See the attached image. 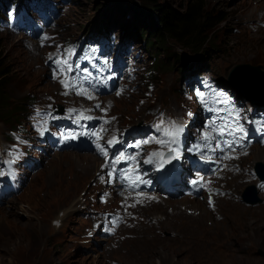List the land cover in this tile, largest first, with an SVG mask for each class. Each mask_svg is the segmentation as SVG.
I'll list each match as a JSON object with an SVG mask.
<instances>
[{"label": "rangeland", "instance_id": "obj_1", "mask_svg": "<svg viewBox=\"0 0 264 264\" xmlns=\"http://www.w3.org/2000/svg\"><path fill=\"white\" fill-rule=\"evenodd\" d=\"M156 1L161 7L172 6L182 10L189 3V0ZM56 2V7L67 14L63 20H66L69 26L64 37L70 36L73 39L83 37L96 23L106 22L109 29L113 30L111 38H117V43L125 46L126 60L139 59L143 65H146L151 59V50L146 44V38L138 33L142 29L149 32L157 29L160 11L149 7L145 0H56ZM201 3L205 4L206 9L224 12L228 18L211 31V38L200 50L201 52L197 55L191 54L188 48L173 42L171 48L181 54L188 66L161 69L157 78H150L152 82L147 83L145 80L137 82L129 95L108 96L107 98L110 99L108 105L112 104V113L118 117L113 124H123L128 129L144 124L147 134L153 139L157 138V134L151 119L152 107L165 106L168 113L182 119L189 135L195 139L196 147H210L219 136L210 126V122L214 121L213 117L202 115L196 125H190V117L187 116L186 109L191 102L184 98L181 82L185 75L190 76L208 70L206 75L210 82L219 85L214 89L220 102H228L231 108L240 112L236 104L230 100L233 97L236 101H240V106L248 109L246 118L227 110L229 114L231 113V117L236 119L235 127L244 129L243 132L236 131V139L233 143V147L239 146L241 149V163L233 171L238 183L234 185L228 183V191L222 194V198L221 194L217 193L216 210L192 198H170L168 201L139 208L136 214L144 219L135 229L128 231V236L119 242L117 248L106 244L108 240L100 241V238H96L88 242L83 237L86 221L82 217V208L88 203L90 193L97 188L95 177L99 170L98 168L95 170L94 177L87 178V170L91 165L89 153L96 154L84 150L88 152V155H84L75 151H81L94 139H98L99 130L92 129L75 134V138H67L57 150L49 146L44 136L47 123L58 125V120L53 115L57 103L60 101L67 105L69 103V98L64 93L59 95V92L62 89V80L73 79L66 71L69 66L67 58H72L71 51L64 45H54L48 40L39 39L45 36L42 32H39L38 38L35 39L34 33L39 31V28L38 25L35 27V24L31 23L28 16L24 17L26 23L24 26L28 27L24 28L23 32L20 31L23 34L12 32L18 28V25L0 22L1 57H5L14 70V76L10 78L11 82L8 86L11 97L21 101L27 98V95L34 96L46 111L40 120L41 129L36 128L32 132V136L38 140L30 143L35 150L32 156L38 161L39 171L27 180L17 195L8 202L0 203V264L4 262L45 264L43 250L49 255L48 264H151L149 257L136 251L145 249L154 240L155 234L178 242L175 245L181 250L189 247L207 256L206 261L198 259L193 264H264V235H262L264 234V181H260L253 172L256 163L261 161L259 158H263L264 161V144H262L264 128L260 127L263 138L257 145L249 144L247 137L251 131L246 129V125L264 123V115L259 114L260 111L264 112V109H258L243 97L238 98L236 93L238 95L239 93L226 86L233 69L239 64L257 65L264 70V0H201ZM40 7L47 6L40 4ZM37 10L36 7L35 11ZM6 14L7 12H4V15ZM9 18L10 15L8 20ZM49 30H51L50 25L45 24L43 31ZM88 36L89 42H96L97 35ZM138 50L140 52L136 56ZM82 55V53L78 54L74 60H70L72 61L70 63L78 64L82 68L86 67V58H81ZM198 55L202 57L199 58ZM58 60L60 63H56ZM117 64L118 62L116 66ZM102 65L107 66V63ZM184 69L187 71L182 73ZM86 73H82L84 79L88 76H85ZM82 84V89L89 92L95 87L93 82H88L86 85L82 82ZM209 87L212 88V85ZM261 102V105H264V100ZM167 122L165 118V123ZM215 125L220 124L215 123ZM11 131L10 124L0 121V170L6 169L13 160L12 148H20V145L10 143ZM205 133L215 139L205 140ZM181 136L186 138L184 134ZM104 140L108 141L106 136ZM161 146L164 150L175 149L174 151L179 155L174 144L169 143V138L162 142ZM57 152L71 153H64L56 159ZM231 152V150L228 152L224 161L231 158ZM98 162L100 164L99 159ZM242 177L255 180L242 183ZM221 185L217 183V186ZM207 186L209 190L211 188L216 190L214 184ZM252 186L255 187V192L249 189ZM246 190H249V197L256 194L262 201L257 204L245 203L243 194ZM237 206H241L242 209H236ZM175 207L192 218L204 217L206 225L195 222L192 227L187 224L174 229L162 227V223L168 219L167 214L173 212ZM155 209H162V212H153ZM260 211L263 213L261 220L258 216ZM176 219L182 222L181 219ZM251 219L256 222L253 223ZM55 220L59 223H55ZM218 222L223 228L225 227V239L220 242H218V230L214 227ZM251 234L252 239L257 243L251 242L249 239ZM225 251L227 255L224 257L222 254ZM181 257L182 254L175 255L174 259ZM243 257L248 258L242 259ZM161 260V255L152 257L155 264H161Z\"/></svg>", "mask_w": 264, "mask_h": 264}, {"label": "trees", "instance_id": "obj_2", "mask_svg": "<svg viewBox=\"0 0 264 264\" xmlns=\"http://www.w3.org/2000/svg\"><path fill=\"white\" fill-rule=\"evenodd\" d=\"M145 1L149 7L160 11L157 29L151 32L142 29L138 33L141 37L146 38V44L151 50V59L147 61L150 71L149 78H157L159 71L164 68L178 69L179 66H188L187 62L180 56L181 54L171 48L173 42L183 45L191 51V54L197 55L206 42L210 40L211 31L218 24L228 19L222 11L206 9L201 0H189L188 5L183 10L172 6L161 7L156 0ZM15 2L16 0H2L5 6L15 4ZM1 16H5L4 12L1 13ZM99 23L103 25L97 27L99 32L109 28L106 22L101 21ZM1 56L0 53V121L10 124L11 128H15L16 124L25 119L29 101H33L35 98L27 95V98L16 101L11 97L8 86L11 82L10 78L12 79L14 76V70L12 64ZM198 57L201 58L202 55H198ZM186 71L187 69H184L181 72ZM150 81L151 79H149ZM255 94L261 96L262 92L257 91Z\"/></svg>", "mask_w": 264, "mask_h": 264}, {"label": "bare ground", "instance_id": "obj_3", "mask_svg": "<svg viewBox=\"0 0 264 264\" xmlns=\"http://www.w3.org/2000/svg\"><path fill=\"white\" fill-rule=\"evenodd\" d=\"M245 12H247V11H245ZM262 138H263L262 131H261L260 127H258L256 137H254V139L250 140V143L252 145L253 144L254 145H257L258 143H260L262 141ZM235 150H237V153H235V151H234L232 155H234L236 157L230 160V162H229L230 164H229L226 172L220 176V182L222 183V188L220 187V192L222 191V194H224L225 192L228 191L227 190L228 189L227 188V184L228 183H231L232 185L238 183L237 182V177L233 174V171H234L235 167L241 163L242 157H241V149H240V147L237 146V148ZM75 152H80V154L88 155V152H86V151H75ZM64 153H71V152H57L55 154L56 155V159L59 158V157H61ZM89 157L91 159V162H90L91 165L88 167V170H87V178L94 177L95 176V170H97L98 166H100V164L98 162V157L96 155H93V154L89 153ZM259 160L263 161V158H259ZM229 174H230V177H229ZM251 180H252L251 178L245 179V178L242 177V183H248ZM257 190H259V189L257 188ZM236 209H242V207L241 206H237ZM158 211L159 212H162V209H159V210L158 209H155V211H153V212H158ZM202 214L205 215V213H202ZM258 216L260 217V220H261L262 217H263V213L260 211V213L258 214ZM167 218H168L166 220L167 222L164 221L162 223V227H167L168 229H174V228H177V227L182 226L183 224H187L189 227H192L193 223H195V222H199L203 226L206 225L205 222H204V217H201L200 216L198 218H192V216L190 217V216L186 215L182 210L178 209L177 207L175 208V210L173 212L171 211L169 214H167ZM176 218L181 219L182 222L177 221ZM251 221L253 223L256 222V220H254V219H251ZM259 224H260V222H259ZM214 227H216L217 230H218V235H219L218 242L224 241V239H225V230H224V228L225 227L223 228V226L219 222L216 223V225ZM199 230H200V228H199ZM155 235H156V237L154 238V240L145 249H143V250H139L138 249L136 251V253H143L146 257H149V260L151 261V264H155L152 261V257L154 255H157V254L158 255H161V257H162L161 264H193L198 259H203V260L206 261L207 256L205 254H199V253L195 252L192 248H189V247L186 248V249H184V250H181L180 248L176 247V245H175L178 242L176 243V242L172 241L171 239H167V238L164 239V238L160 237L157 234H155ZM262 235H264V234H262ZM251 236H252V234L249 236V239L251 240V242L257 243V242H255L252 239ZM260 240H263V239H260ZM234 243H236V242H234ZM193 245H195V244H193ZM142 246H144V245H142ZM220 249L223 250L222 248H220ZM6 250H8V249H6ZM181 254H182V257L180 259H177V260L174 259V256L175 255H181ZM226 255H227V251H225V253L223 252L222 256L225 257ZM245 258H248V257H243L242 259H245ZM43 259L46 262L45 264H48L49 263V255L44 250H43ZM2 264H8V262H4Z\"/></svg>", "mask_w": 264, "mask_h": 264}, {"label": "water", "instance_id": "obj_4", "mask_svg": "<svg viewBox=\"0 0 264 264\" xmlns=\"http://www.w3.org/2000/svg\"><path fill=\"white\" fill-rule=\"evenodd\" d=\"M226 86L235 89L241 97L261 105V100H264V70L257 65L239 64L233 69ZM257 91L262 92L261 96L255 94ZM255 169L260 174L261 180H264V161H258ZM249 189L255 192L254 186ZM248 194L249 190H246L243 194L244 202L257 204L262 201L256 194L253 197H249Z\"/></svg>", "mask_w": 264, "mask_h": 264}, {"label": "snow or ice", "instance_id": "obj_5", "mask_svg": "<svg viewBox=\"0 0 264 264\" xmlns=\"http://www.w3.org/2000/svg\"><path fill=\"white\" fill-rule=\"evenodd\" d=\"M56 63H60V61H56ZM67 72H71L72 68L71 66H68V68L66 69ZM61 83L65 86L66 89H69L71 87H73V85L71 84V82H65V81H61ZM65 95L68 94V92L66 91L64 93ZM78 95H83L82 91L77 92ZM120 93L118 92L117 95H119ZM89 99H92V97H88ZM99 107V106H98ZM70 112L75 111L74 109H69ZM231 116V113H230ZM84 119H91V117H82ZM163 122H161L162 124ZM236 123L235 119L233 118L231 120V122H229V120L227 118H225L223 120V122L220 125H215V121L210 122V126H212V130L217 132V134L220 137H224L225 135L229 136V137H233L232 141H228L225 140L224 144L227 148L232 149L233 148V143L235 142L236 136H235V132L238 130L239 132H243L244 129L242 127H239L238 129L236 127H233V125ZM170 127L168 128H163V134L165 137L169 138V143L170 144H178L177 138L180 135V133L182 132V127L178 126L175 121H170L169 122ZM158 130L160 129V125H157ZM93 135H95V133H93ZM66 138H75V134H70L69 137ZM204 139L205 140H209V139H215V137H210L208 133L204 134ZM119 143V141L114 137L113 140L108 141L109 145H112L113 143ZM149 141H145V143H148ZM157 143H162V141H157ZM219 142L217 143V147H219ZM96 147L100 150V152L102 154H104L105 156L107 155V152L105 150V148H103L100 144H97ZM175 149H170V151H174ZM221 151H223V149H221ZM153 155H158V153H153ZM129 159H134V157H129ZM109 175H111V173H109ZM202 179V178H201ZM194 185L198 184L199 181L194 180L192 182ZM211 203V201H210ZM134 206V205H132Z\"/></svg>", "mask_w": 264, "mask_h": 264}]
</instances>
